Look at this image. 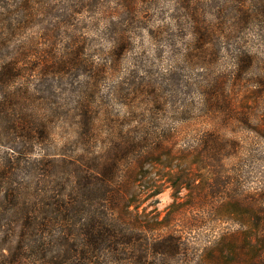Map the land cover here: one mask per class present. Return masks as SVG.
Instances as JSON below:
<instances>
[{
  "label": "trees",
  "instance_id": "obj_1",
  "mask_svg": "<svg viewBox=\"0 0 264 264\" xmlns=\"http://www.w3.org/2000/svg\"><path fill=\"white\" fill-rule=\"evenodd\" d=\"M204 2L0 0V264H264L255 201L209 212L240 130L264 141V0ZM184 29L192 65L209 55L199 105ZM222 219L243 227L202 230Z\"/></svg>",
  "mask_w": 264,
  "mask_h": 264
},
{
  "label": "rangeland",
  "instance_id": "obj_2",
  "mask_svg": "<svg viewBox=\"0 0 264 264\" xmlns=\"http://www.w3.org/2000/svg\"><path fill=\"white\" fill-rule=\"evenodd\" d=\"M179 3L182 4L181 1H179ZM203 3H205L204 0ZM172 7L173 4H171L170 8ZM198 7L202 8L200 4ZM184 21H187V18H185ZM152 22L154 23V20ZM138 34L143 35L142 37H146L148 39L146 32L143 33V31H139ZM180 35L182 36L180 40V51H182L184 54V62L182 61L183 69H181V73L188 84L185 85L188 86L185 90V98L188 101H196V105H199V103L203 101L204 98L197 92V87L201 86V84L206 85V83L209 81V55L206 58L196 62L195 65H192L190 59L188 58V51L185 49L186 45L190 42V38L186 36L185 29L180 32ZM222 59L227 61L224 55H222L221 60ZM226 61H221L219 64L224 65ZM214 69H216V65ZM262 71H264V51L259 52L256 67L253 71L249 72L248 76L256 77V75H264ZM191 83L195 85H192ZM189 85L193 88H190ZM201 87H203V85ZM192 103L194 104V102ZM262 103L263 108L260 107L259 116H263L262 119L264 123V101ZM198 113L200 112H196V114ZM240 132L244 133V137L252 141L253 144L239 154L240 160L238 161L237 165L229 163V165L225 167L226 170L237 172L239 179H222L220 184L221 191H213L212 189H209V196L213 199L212 206L209 205V212L214 213L215 210L218 209H221L227 213L235 212L237 210L245 212L246 210L242 209L241 207L232 206L233 195H237L242 198L250 197L256 202L255 206L252 208L255 212L264 210V141L262 143V140L260 141L256 133L251 130H245L244 132L240 130ZM210 181L213 186H215V182L213 180ZM187 193V190H183L181 196H185ZM172 201V190L168 189L158 197L157 203L150 208H157L158 211L164 214ZM213 205H215V207L223 206L215 209ZM206 224L207 225H204V229L202 230L207 231L211 229L213 231H217L218 233L233 232L243 227V225L236 222H231L229 219H222L220 221H213ZM208 234V232H205L203 235V232L201 231L196 233L195 241L199 244L198 246H203L202 241L208 239Z\"/></svg>",
  "mask_w": 264,
  "mask_h": 264
}]
</instances>
